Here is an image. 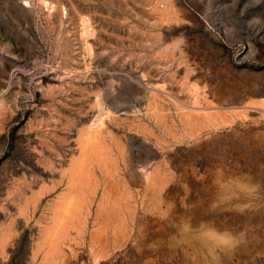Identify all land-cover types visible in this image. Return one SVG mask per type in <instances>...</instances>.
<instances>
[{
  "label": "rangeland",
  "instance_id": "374dc122",
  "mask_svg": "<svg viewBox=\"0 0 264 264\" xmlns=\"http://www.w3.org/2000/svg\"><path fill=\"white\" fill-rule=\"evenodd\" d=\"M219 84L227 93H215ZM257 91L264 92V0H0V236L8 232L0 264H191L193 254L168 241L180 239L183 218L226 221L244 235V251L200 264H264ZM155 167L169 178L158 186L170 197L159 209L141 190ZM218 170H255L260 184L214 198L220 183L208 178L227 177ZM107 179L120 181L113 194L130 192L119 199L131 210L117 207L127 235L104 253L89 240L100 208L117 197L107 199ZM56 222L69 225L70 237L60 240L68 256L48 263ZM45 233L48 243L40 241Z\"/></svg>",
  "mask_w": 264,
  "mask_h": 264
},
{
  "label": "bare ground",
  "instance_id": "6f19581e",
  "mask_svg": "<svg viewBox=\"0 0 264 264\" xmlns=\"http://www.w3.org/2000/svg\"><path fill=\"white\" fill-rule=\"evenodd\" d=\"M165 16V15H164ZM84 20V19H83ZM162 25V24H161ZM165 27V26H164ZM87 32V31H86ZM152 35V34H151ZM89 50V49H88ZM89 52V51H88ZM76 76V75H75ZM212 88V87H211ZM210 88V89H211ZM198 89V88H197ZM213 89V88H212ZM231 89V88H230ZM227 90H225V88H223V86H222V84H219V86H217L216 87V91H215V93L217 92L218 94L219 93H221V94H224L225 92H226ZM229 91V90H228ZM227 93V92H226ZM256 94H260V95H264V92L263 91H257L256 92ZM221 96V95H220ZM96 97V96H95ZM227 97V95H225L224 96V98H226ZM157 102V101H156ZM153 107H155V106H153ZM244 108L246 107V106H243ZM157 109V108H156ZM154 110V109H153ZM181 111H182V109H181ZM183 112V111H182ZM181 112V113H182ZM185 112V111H184ZM192 111H190V113H191ZM160 113V112H159ZM158 114V113H157ZM193 114V116H194V113H192ZM175 115V114H174ZM183 115V114H182ZM199 115V114H198ZM192 116V117H193ZM200 117H202V116H200ZM125 118V117H124ZM203 118V117H202ZM98 121H100V120H98ZM188 121V120H187ZM186 121V123H189V122H187ZM195 121H196V119H195ZM184 123V122H183ZM198 124V123H197ZM186 126V125H185ZM169 128V127H168ZM99 130V129H98ZM82 131H84L83 129H82ZM85 131H88V130H85ZM204 131V130H203ZM94 131H92V133H93ZM99 132V131H98ZM97 132V133H98ZM88 133V132H87ZM86 133V134H87ZM89 133L91 134V131H89ZM88 133V134H89ZM193 133V131L191 130H189V134L191 135ZM82 134V133H81ZM84 134V133H83ZM87 134V135H88ZM151 134H152V132H151ZM100 135V134H99ZM253 135H257L260 139H259V143H260V141H264V138L262 137V133L261 132H258V131H255L254 133H253ZM90 136H92V135H90ZM196 136V135H195ZM93 137L95 138V135L94 136H92L91 138L93 139ZM90 138V137H89ZM89 138H87L86 139V142L83 140V142H85L84 144L85 145H89V143H87V142H89ZM97 138V137H96ZM80 139V138H79ZM89 139V140H88ZM114 139V138H113ZM96 139H94V141H95ZM98 140L99 141H101V139H99L98 138ZM98 140H96V142H99ZM158 140V139H157ZM114 141H116V140H114ZM79 142V141H78ZM92 142V141H91ZM90 142V144H92ZM121 142V141H120ZM81 143V142H80ZM99 143H101V142H99ZM82 144V143H81ZM83 145V144H82ZM82 145H80L81 146V148L83 147ZM94 145V144H93ZM97 145V144H96ZM119 145V144H118ZM121 146H122V144H120ZM167 145V144H166ZM87 146H86V148H87ZM92 146V145H91ZM98 147L95 149V150H97V151H99L100 149H99V145H97ZM132 146V145H131ZM80 148V149H81ZM88 148H91V147H89L88 146ZM101 148V147H100ZM85 149V147H83V150ZM102 149H103V147H102ZM110 149V148H109ZM119 149V148H118ZM121 149H124V148H121ZM131 149V148H130ZM130 149H128V147H127V150H130ZM81 151V153L82 152H84V151ZM90 150V149H89ZM89 150H88V153H89ZM93 151H94V148L92 149ZM120 150V149H119ZM118 150V151H119ZM126 150V151H127ZM124 151H125V149H124ZM128 152V151H127ZM130 152V151H129ZM132 152V151H131ZM87 152H85L84 154H86ZM87 153V154H88ZM93 153V152H92ZM99 152H97V154H98ZM101 153V152H100ZM121 153V152H120ZM123 153V152H122ZM126 153V152H125ZM93 154H95V153H93ZM92 156V155H91ZM79 157H80V155H79ZM89 157V156H88ZM128 157V156H127ZM85 158H86V156H85ZM91 158V157H90ZM95 158V157H94ZM101 158V157H100ZM104 158V157H103ZM168 158V157H167ZM76 159H79V158H76ZM96 159V158H95ZM98 159V158H97ZM104 160V159H103ZM125 160V159H124ZM144 160V159H143ZM75 161V160H74ZM81 162H83L82 160H80ZM100 161V160H99ZM98 161V162H99ZM259 161V160H258ZM261 161V160H260ZM78 162V161H77ZM81 162H79V164L81 163ZM104 162V161H103ZM257 162V161H256ZM49 163V162H48ZM48 163H47V165H48ZM130 163V162H129ZM255 163V162H254ZM259 164H260V162H258ZM72 164H73V162H72ZM79 164H77V165H79ZM85 164V163H84ZM89 164V163H88ZM91 164V163H90ZM100 164V163H99ZM252 164V163H251ZM261 164H262V162H261ZM264 164V163H263ZM76 165V164H75ZM76 165V166H77ZM81 165H83V164H81ZM181 165V164H180ZM72 166V165H71ZM74 166V165H73ZM87 166V165H86ZM111 166V165H110ZM124 166V165H123ZM129 166V165H128ZM127 166V167H128ZM47 167H49V166H47ZM75 167V166H74ZM101 167V166H100ZM257 167V166H256ZM75 168H80L79 166H77V167H75ZM74 168V169H75ZM87 168V167H86ZM85 168V169H86ZM81 169V168H80ZM84 169V170H85ZM88 169H89V166H88ZM102 169V168H101ZM154 169V168H153ZM192 169V168H191ZM70 170V169H69ZM257 170V169H256ZM61 171V170H60ZM74 171V170H73ZM79 171H81V172H79L78 173V171H77V175L76 174H74V178L76 179V180H83L84 178H82V173L84 172L83 170H79ZM112 171V170H111ZM128 171H130V170H128ZM251 171H253V170H251ZM250 171V172H251ZM258 171V170H257ZM75 172V171H74ZM217 172V171H216ZM218 172H221V171H219L218 170ZM228 172H230V171H228ZM242 172V171H241ZM248 173V172H242V173H238V174H235V175H229L228 174V176H227V174L225 175H222V172H221V175H219V176H227V177H225V179H224V181L221 179V178H219L218 177V174H216V175H214V176H210L208 179L210 180V179H217V181H219V182H217L218 184H219V187H217V190L216 191H214L215 193H214V198H218V199H227L226 197L228 196V195H232L233 193L235 194L237 191H244V192H246V191H248V190H252L255 186H259V179H260V177L258 178V177H256L255 175H253V174H251V173ZM253 172H256L255 170L253 171ZM71 173H73V172H71ZM70 173V174H71ZM257 173H259V172H257ZM84 174V173H83ZM112 174V173H111ZM131 174L133 175V174H135V173H132L131 172ZM130 174V175H131ZM89 175V174H88ZM107 175H108V173H107ZM186 175V174H185ZM184 175V176H185ZM67 176H69V175H67ZM71 176V175H70ZM84 176V175H83ZM111 176V175H110ZM110 176H109V178H110ZM164 176V175H163ZM64 177V176H63ZM89 177V176H88ZM112 177V176H111ZM131 177H133V176H131ZM74 178H71L70 180H72V179H74ZM104 178V177H103ZM108 178V179H109ZM113 178V177H112ZM119 178V177H118ZM139 178V177H138ZM165 178H167L165 181H166V183H167V180H169V178L168 177H165ZM207 178V177H206ZM68 179V178H67ZM108 179H107V181H104V187H102V189L104 188V193H105V195L107 196V199H109V201H111L110 199H112L113 197H115V196H117V197H115V198H113V200L111 201V203L110 204H108V200H106L105 202H104V204L102 205V207L100 208V221H99V224H98V228L97 229H95L94 230V232L92 233V235L90 236L91 237V239L89 240L91 243H94V242H97V243H99V246H100V248H99V250L101 251V252H106V250H107V246H108V243L109 242H117V241H120V240H122L124 237H125V235H127V234H125L124 233V228H126V227H124V226H126V225H123L122 223H123V221L122 220H120L119 218L117 219V211H116V209L118 210V208L120 207V206H123L122 205V203L120 202V197L121 196H124L125 198H129V197H131V194H130V192H129V194H128V192L125 190V191H123V193L121 194V192H120V197H119V195H115L117 192H116V190L115 191H113V189H114V186H116V184L117 183H119L118 181H117V183L115 182V185H113L114 183V178H113V180H112V182L111 183H109L108 182ZM119 179H121V178H119ZM133 179V178H132ZM207 179V180H208ZM81 180V181H82ZM104 180V179H103ZM102 180V181H103ZM134 180H136V179H134ZM72 181H74V180H72ZM96 181H97V179H96ZM124 181V180H123ZM140 181H142V180H140ZM164 181V179L159 175V173H158V169L155 167V169L154 170H152L150 173H147L145 176H144V182L143 183H145V184H143V187H142V191H143V188H144V194L146 195L147 194V196L149 197V199L148 200H146V201H148L149 202V204L150 205H152L153 207L154 206H156V209H159V207L161 208V204H164L163 206H166V204L169 202V196H163L162 198L160 197V194H159V187L158 186H160L159 184H162V182H165ZM80 182V181H79ZM99 182V181H98ZM101 182V181H100ZM97 183V182H96ZM121 183H123V182H121ZM120 183V184H121ZM125 183V182H124ZM73 184H76V181L75 182H73ZM80 184V187H81V183H79ZM103 184V183H102ZM72 185V184H71ZM78 185V184H77ZM77 185H74V188H76V186ZM119 185V184H118ZM117 185V186H118ZM127 185V184H126ZM135 184L133 183V186H134ZM165 185H167V184H164V186L163 187H165ZM69 186V185H68ZM73 186V185H72ZM96 186H97V184H96ZM103 186V185H102ZM117 186H116V188H117ZM120 186V185H119ZM119 186H118V188H119ZM99 187V186H98ZM101 187V186H100ZM121 187H122V185H121ZM137 187V186H136ZM162 187V188H163ZM40 188H42V186L40 187ZM126 188V187H125ZM124 188V189H125ZM161 188V189H162ZM192 188V187H191ZM45 189V188H44ZM72 189V188H71ZM122 189V188H121ZM204 189V188H203ZM215 189V188H214ZM236 189V190H235ZM31 190V189H30ZM94 190V189H93ZM232 190H235V191H232ZM70 191V190H69ZM68 191V192H69ZM103 191V190H102ZM122 191V190H121ZM132 191V190H131ZM168 191V190H167ZM29 192H31V191H29ZM115 192V194H113ZM119 192V191H118ZM194 192H195V190H194ZM198 192V191H197ZM196 192V193H197ZM233 192V193H232ZM251 192H254V191H251ZM32 193H33V191H32ZM36 192H34L33 194H31V196H38L40 193H42V189L39 191V192H37L36 194H35ZM65 193V192H64ZM97 193V192H96ZM139 193V192H138ZM167 193V192H166ZM170 193V192H169ZM199 193V192H198ZM209 193V192H208ZM66 194H67V192H66ZM133 194V193H132ZM140 194H142V192L140 193ZM161 194H162V192H161ZM234 194H233V196H234ZM105 195H104V200H105ZM114 195V196H113ZM235 195H237V194H235ZM30 196V195H29ZM32 197V198H35V197ZM141 196V195H140ZM172 196V195H171ZM207 196V195H206ZM102 196H100L99 198H101ZM134 197V196H133ZM229 197V196H228ZM25 198H27V197H25ZM145 198L147 199V197L145 196ZM190 198V197H189ZM193 198V197H192ZM199 198H201V197H199ZM39 199V198H38ZM25 200V199H24ZM30 200V199H29ZM103 200V201H104ZM122 200V199H121ZM128 200V199H127ZM144 200V199H143ZM198 200V199H197ZM214 200V199H213ZM101 201V200H100ZM124 201V200H123ZM122 201V202H123ZM145 201V202H146ZM190 201H191V198H190ZM189 201V202H190ZM219 201V200H218ZM221 201V200H220ZM27 202V201H26ZM36 201H34V203H35ZM142 202V201H141ZM144 202V201H143ZM192 202V201H191ZM126 203H128V202H126ZM125 203V201H124V203L123 204H125L124 206H123V208L124 207H126L125 208V210L127 211L128 209H130L131 210V208H130V203H128V204H126ZM32 204V203H31ZM37 204V203H36ZM66 204V203H65ZM99 204V203H98ZM170 204V203H169ZM171 205V204H170ZM25 206V205H24ZM151 206V207H152ZM157 206H159L158 208H157ZM162 206V207H163ZM168 206L169 205H167V208H168ZM67 207H68V205H67ZM118 207V208H117ZM146 207V209L148 208L147 206H145ZM169 207H171V206H169ZM70 208V207H69ZM99 209V208H98ZM149 209H150V207L148 208V211H149ZM152 211H153V209H151ZM164 209H161V211H163ZM172 210V209H171ZM170 210V211H171ZM182 210V209H181ZM180 210V211H181ZM57 211V210H56ZM67 211V210H66ZM71 211V210H70ZM148 211H146V212H148ZM155 211V210H154ZM157 211V210H156ZM155 211V212H156ZM160 211V212H161ZM169 211V208H168V210H167V212H170ZM150 212V211H149ZM175 211L173 210V213H174ZM185 212V211H184ZM32 213V212H31ZM75 213V212H74ZM99 213V212H98ZM129 212H127V214H128ZM130 213H131V211H130ZM130 213H129V215H130ZM154 213V212H153ZM157 213V212H156ZM166 213V212H165ZM56 214V213H55ZM67 214H69V213H67ZM66 214V216H68ZM97 214V213H96ZM164 214V213H163ZM170 214H172V211L170 212ZM185 214L187 215V213H183L182 215V217H184L185 216ZM98 215V216H99ZM123 215V214H122ZM166 215H167V213H166ZM61 216V214L59 215V217ZM64 216V215H63ZM65 216V217H66ZM72 216V215H71ZM97 216V215H96ZM125 216H126V214H125ZM124 215H123V218L125 217ZM147 216V215H146ZM161 216V215H160ZM159 216V217H160ZM180 216V215H179ZM52 217V216H51ZM69 217V216H68ZM67 217V218H68ZM178 217V216H177ZM177 217H175V218H177ZM186 217V216H185ZM191 217V216H190ZM61 218V217H60ZM63 218V217H62ZM70 218V217H69ZM180 218V217H179ZM254 218V217H253ZM74 220H76L75 218H73ZM126 219V218H125ZM156 219V218H155ZM170 219V218H169ZM182 219V218H181ZM206 219V218H205ZM64 220H65V218H64ZM69 220V219H68ZM71 220V219H70ZM73 220V221H74ZM124 220V219H123ZM173 220V219H172ZM176 220V219H175ZM204 220V219H203ZM95 221V220H94ZM122 221V222H121ZM125 221V220H124ZM162 221V220H161ZM178 221V220H177ZM216 221V220H215ZM14 222V221H13ZM60 222V221H59ZM67 222V221H66ZM69 222V221H68ZM96 222V221H95ZM132 222V221H131ZM167 222H168V220H167ZM170 222H172L171 220H170ZM176 222V221H175ZM223 222V223H222ZM222 222H217V223H215V222H213V221H211V220H204V221H193L192 222V220H188V219H185V218H183V220H182V227H180V234H179V240H178V238H177V236L175 235L174 236V234H173V236H170V239L168 240L169 242H170V244H171V246L170 247H172V246H175L176 247V245L178 246V244H179V246L180 247H182V251H184V253H190V254H188V255H192L193 254V258H191V264H200V262H202L203 260H216L217 261V257L218 256H220V255H222L223 257H229V259L232 257V255L234 256V254L236 255V253H238V252H240V251H244V247L246 246L245 244H244V241H243V237H244V235H242V236H240L238 233H236V234H238V235H235V233L233 232V231H230V229L228 228V224H226L224 221H222ZM53 223H55V222H53ZM58 222H56V225L52 228V231H50V234L51 235H49V240H50V242H49V240H47L48 242H49V250L47 251V252H44V253H46V254H44V256H46L45 258H46V260H45V258H44V260L46 261V262H52V261H54L53 259L58 255V253H62L63 254V256H68L67 255V250L65 251V250H63V247L64 246H61V243L62 242H60V240H62L63 242H65V239L67 238V236H68V224H66V225H68L67 226V228H66V226H62L63 224L62 223H58ZM70 223H72V222H70ZM128 223V222H127ZM7 224V223H6ZM11 223H9V225H10ZM62 224V225H61ZM176 224V223H175ZM8 225V224H7ZM60 225V226H59ZM73 224H71V226H72ZM79 225V224H78ZM97 225V224H96ZM1 226V225H0ZM81 226V225H80ZM174 226V225H173ZM196 226V227H195ZM128 227V226H127ZM160 227H161V225H160ZM179 227V226H178ZM2 228V227H1ZM5 228V227H4ZM137 228H138V226H137ZM236 228V227H235ZM240 228V227H239ZM46 230H48L47 229V227L45 228ZM54 229V230H53ZM84 229V228H83ZM129 229V228H128ZM143 229L144 228H141V230L143 231ZM237 229V228H236ZM45 230V231H46ZM127 230V229H126ZM131 230V229H130ZM163 230V229H162ZM264 230V229H263ZM9 231V230H8ZM49 231V230H48ZM76 231V230H75ZM241 231V230H240ZM239 231V232H240ZM70 232V231H69ZM130 232V231H129ZM139 232H140V230H139ZM146 232V231H145ZM8 233V232H7ZM6 233V230L4 231V232H2L1 233V236H0V243H6L5 241H6V239L8 238V234ZM147 233V232H146ZM161 233V232H160ZM263 233V232H262ZM43 234H44V232H43ZM76 234V233H75ZM125 234V235H124ZM148 234V233H147ZM241 234V233H240ZM45 235H46V233H45ZM48 235V234H47ZM47 235L46 236H44V240L42 241V238H41V242H47V241H45V238L47 237ZM130 235V234H129ZM143 235H145V234H143ZM161 235H162V233H161ZM10 236V235H9ZM42 236V235H41ZM146 236V235H145ZM144 236V238H140L141 240H142V243L143 242H145L146 240H145V237ZM158 236V235H157ZM159 236H160V234H159ZM245 236H246V234H245ZM68 237H70V235L68 236ZM135 237V236H134ZM140 237V236H139ZM72 238V237H71ZM136 238V237H135ZM138 238V237H137ZM155 238H157V237H155ZM149 239H151V238H149ZM148 239V240H149ZM74 240V239H73ZM124 240V239H123ZM137 241H140V240H137ZM160 241V239L157 241V243ZM247 241V240H246ZM47 242V243H48ZM126 242V241H125ZM67 243V242H66ZM69 243V242H68ZM138 243H140V242H138ZM160 243V242H159ZM65 244V243H64ZM96 244V243H95ZM120 244V243H119ZM126 244V243H125ZM46 245V244H45ZM45 245H44V247H45ZM67 245V244H66ZM65 245V246H66ZM111 245V244H110ZM114 245V244H113ZM122 246L124 245V244H121ZM120 245V246H121ZM128 245V244H127ZM130 245V244H129ZM141 245V244H140ZM38 247H39V244L37 245ZM41 246V245H40ZM73 246V245H72ZM153 246V245H152ZM0 247H1V245H0ZM47 247V246H46ZM68 247V246H67ZM66 247V248H67ZM70 247H71V245H70ZM116 247H118V246H116ZM157 247V246H156ZM159 247V246H158ZM167 247V246H166ZM166 247H165V249H166ZM69 248V247H68ZM114 248V247H113ZM119 248V247H118ZM71 249V248H70ZM110 249H112V248H110ZM147 249V248H146ZM171 249V248H170ZM170 249H169V251H170ZM174 249V248H173ZM181 249V248H180ZM45 250V249H44ZM70 251V250H69ZM77 251V250H76ZM174 251V250H173ZM35 252V251H34ZM75 252V251H74ZM136 252V251H135ZM72 253V252H71ZM137 253V252H136ZM48 254V255H47ZM70 254V253H69ZM107 254V253H106ZM60 255V254H59ZM105 255V254H104ZM187 255V254H186ZM62 256V255H61ZM176 257V256H175ZM178 257V256H177ZM180 257V256H179ZM178 257V258H179ZM191 257V256H190ZM221 257V256H220ZM59 258V257H58ZM64 258V257H63ZM62 258V259H63ZM219 259V258H218ZM221 259H223L222 257H221ZM220 259V260H221ZM43 260V259H42ZM187 260V259H186ZM64 261V260H63ZM55 262V261H54ZM61 262V261H60ZM171 262V261H170ZM53 263V262H52ZM43 264H45L44 262H43ZM47 264V263H46ZM63 264V263H62ZM68 264V263H67Z\"/></svg>",
  "mask_w": 264,
  "mask_h": 264
}]
</instances>
